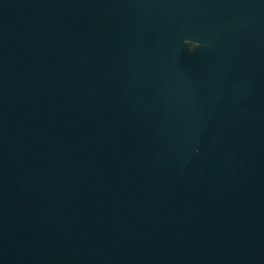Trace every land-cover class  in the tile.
<instances>
[{
	"label": "water",
	"instance_id": "water-1",
	"mask_svg": "<svg viewBox=\"0 0 264 264\" xmlns=\"http://www.w3.org/2000/svg\"><path fill=\"white\" fill-rule=\"evenodd\" d=\"M0 264H264V0H0Z\"/></svg>",
	"mask_w": 264,
	"mask_h": 264
}]
</instances>
